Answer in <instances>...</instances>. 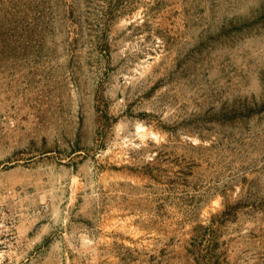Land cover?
I'll list each match as a JSON object with an SVG mask.
<instances>
[{"label": "rangeland", "instance_id": "rangeland-1", "mask_svg": "<svg viewBox=\"0 0 264 264\" xmlns=\"http://www.w3.org/2000/svg\"><path fill=\"white\" fill-rule=\"evenodd\" d=\"M0 264H264V0H0Z\"/></svg>", "mask_w": 264, "mask_h": 264}, {"label": "built area", "instance_id": "built-area-1", "mask_svg": "<svg viewBox=\"0 0 264 264\" xmlns=\"http://www.w3.org/2000/svg\"><path fill=\"white\" fill-rule=\"evenodd\" d=\"M17 219L0 203V254L7 253L16 243Z\"/></svg>", "mask_w": 264, "mask_h": 264}, {"label": "bare ground", "instance_id": "bare-ground-1", "mask_svg": "<svg viewBox=\"0 0 264 264\" xmlns=\"http://www.w3.org/2000/svg\"><path fill=\"white\" fill-rule=\"evenodd\" d=\"M0 257H1V254H0Z\"/></svg>", "mask_w": 264, "mask_h": 264}]
</instances>
